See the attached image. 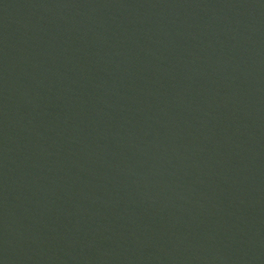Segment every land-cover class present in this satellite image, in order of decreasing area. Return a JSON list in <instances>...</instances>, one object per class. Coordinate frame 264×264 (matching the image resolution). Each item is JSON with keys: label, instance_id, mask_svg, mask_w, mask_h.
<instances>
[{"label": "water", "instance_id": "1", "mask_svg": "<svg viewBox=\"0 0 264 264\" xmlns=\"http://www.w3.org/2000/svg\"><path fill=\"white\" fill-rule=\"evenodd\" d=\"M0 264H264V0H0Z\"/></svg>", "mask_w": 264, "mask_h": 264}]
</instances>
